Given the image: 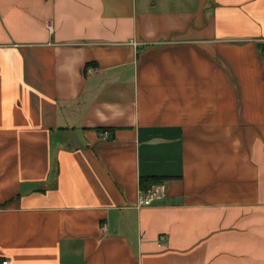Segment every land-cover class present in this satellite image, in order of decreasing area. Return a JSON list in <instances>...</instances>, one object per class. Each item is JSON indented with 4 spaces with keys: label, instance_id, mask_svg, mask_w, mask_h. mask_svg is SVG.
<instances>
[{
    "label": "crops",
    "instance_id": "0c3cea01",
    "mask_svg": "<svg viewBox=\"0 0 264 264\" xmlns=\"http://www.w3.org/2000/svg\"><path fill=\"white\" fill-rule=\"evenodd\" d=\"M4 261L264 264V0H0Z\"/></svg>",
    "mask_w": 264,
    "mask_h": 264
},
{
    "label": "built area",
    "instance_id": "2783aa9c",
    "mask_svg": "<svg viewBox=\"0 0 264 264\" xmlns=\"http://www.w3.org/2000/svg\"><path fill=\"white\" fill-rule=\"evenodd\" d=\"M107 137V133L104 134ZM157 198L155 188L149 189L147 192L140 193L139 205L148 207ZM1 264H9L8 261H4Z\"/></svg>",
    "mask_w": 264,
    "mask_h": 264
},
{
    "label": "trees",
    "instance_id": "16d2710c",
    "mask_svg": "<svg viewBox=\"0 0 264 264\" xmlns=\"http://www.w3.org/2000/svg\"><path fill=\"white\" fill-rule=\"evenodd\" d=\"M168 178L165 177H149V178H141L140 179V189L143 192H146L152 186L160 185L163 182L167 181Z\"/></svg>",
    "mask_w": 264,
    "mask_h": 264
}]
</instances>
